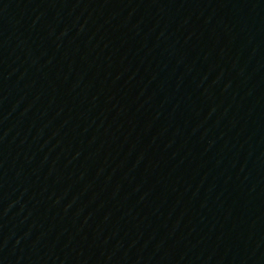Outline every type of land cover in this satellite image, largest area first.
<instances>
[{"label": "water", "instance_id": "1", "mask_svg": "<svg viewBox=\"0 0 264 264\" xmlns=\"http://www.w3.org/2000/svg\"><path fill=\"white\" fill-rule=\"evenodd\" d=\"M0 264H264V0H0Z\"/></svg>", "mask_w": 264, "mask_h": 264}]
</instances>
